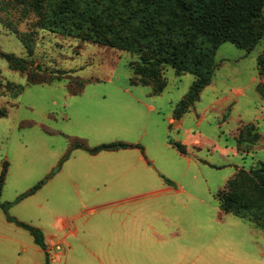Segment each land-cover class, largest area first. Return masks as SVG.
Instances as JSON below:
<instances>
[{"label": "rangeland", "instance_id": "obj_1", "mask_svg": "<svg viewBox=\"0 0 264 264\" xmlns=\"http://www.w3.org/2000/svg\"><path fill=\"white\" fill-rule=\"evenodd\" d=\"M9 1L0 0V52L27 60L38 83L0 57L3 84L24 86L18 98L0 87V110L8 112L0 118V177L8 162L1 201L11 204L0 209V264H264V231L222 213L218 199L239 170L264 163V38L251 53L219 47L212 84L180 125L170 119L195 76L166 66L167 87L154 95L131 84L138 54L38 28L35 0L26 17ZM60 71L63 79L41 82ZM250 124L260 142L245 155L237 140ZM168 140L187 146L194 163ZM112 143L135 147L88 151ZM8 215L42 231L49 263Z\"/></svg>", "mask_w": 264, "mask_h": 264}, {"label": "trees", "instance_id": "obj_2", "mask_svg": "<svg viewBox=\"0 0 264 264\" xmlns=\"http://www.w3.org/2000/svg\"><path fill=\"white\" fill-rule=\"evenodd\" d=\"M43 1L34 2L33 10L40 18L34 24L36 27L52 28L64 36L138 54L139 61L132 65L133 86L151 87L154 95L162 94L167 87L163 78L166 66L173 68L178 76H195L189 93L175 109L177 121L195 106L203 91L212 84L217 68L215 56L222 44L231 43L251 53L264 38V0H59L50 13L52 3L58 0H46L47 5ZM31 2L10 0L8 5L19 9L26 17L28 8H32ZM22 40L27 42L25 35ZM0 57L14 71L32 72L31 64L23 58L3 52ZM258 68L264 77V54L258 58ZM65 74L60 71L58 76L43 77L41 82L52 83L63 79ZM29 82L34 85L38 79L30 74ZM0 87L13 98H18L24 91L22 85L11 82L4 85L1 80ZM84 87L85 81H82L72 94L79 95ZM258 90L264 98V83ZM7 116L6 110H0V118ZM259 142L258 128L253 124L243 126L239 131L237 150L250 154ZM169 143L180 153H187L184 145L173 140ZM76 147L85 148L81 144ZM134 147L112 143L88 151L97 154ZM7 172L8 162H5L0 177V209L6 213L11 204L2 202L1 196ZM44 184L39 183L18 201L34 195ZM218 199L222 213L251 222L264 231V163L251 170H239L218 194ZM7 220L30 233L49 263L48 245L42 231L10 215Z\"/></svg>", "mask_w": 264, "mask_h": 264}, {"label": "crops", "instance_id": "obj_3", "mask_svg": "<svg viewBox=\"0 0 264 264\" xmlns=\"http://www.w3.org/2000/svg\"><path fill=\"white\" fill-rule=\"evenodd\" d=\"M209 87V86H208ZM151 110H153L152 108H150ZM183 119V118H182ZM182 119L180 120V121H177L176 122V120L174 119V117L173 118H171L170 119V122L171 123H173V122H176V123H179L180 125L182 124ZM196 142H198V140L196 139L195 141H194V143H193V145H195V143ZM166 145H168L167 147H172L173 149H175L177 152H178V154L180 155V159L181 160H184V161H186L187 162V164H188V166H191L193 163H194V157H186L184 154H182V153H180L174 146H172L170 143H169V140H168V142H166ZM192 145V144H191ZM187 147V146H186ZM187 153H190L191 154V151L187 148ZM192 156H194V155H192ZM168 192H173L175 189L173 188V187H168L167 189H166ZM176 193L178 194V195H181L183 192H182V190L181 191H176ZM189 197L191 198L192 197V195H189ZM169 222H171V220L169 219L168 220Z\"/></svg>", "mask_w": 264, "mask_h": 264}, {"label": "built area", "instance_id": "obj_4", "mask_svg": "<svg viewBox=\"0 0 264 264\" xmlns=\"http://www.w3.org/2000/svg\"><path fill=\"white\" fill-rule=\"evenodd\" d=\"M57 250H60V248H59V247H57Z\"/></svg>", "mask_w": 264, "mask_h": 264}]
</instances>
